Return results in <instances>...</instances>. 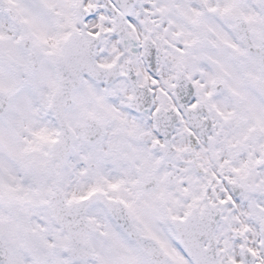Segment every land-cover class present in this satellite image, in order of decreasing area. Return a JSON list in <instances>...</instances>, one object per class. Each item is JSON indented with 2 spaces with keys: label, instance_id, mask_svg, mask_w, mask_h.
I'll list each match as a JSON object with an SVG mask.
<instances>
[{
  "label": "snow or ice",
  "instance_id": "6c2138e0",
  "mask_svg": "<svg viewBox=\"0 0 264 264\" xmlns=\"http://www.w3.org/2000/svg\"><path fill=\"white\" fill-rule=\"evenodd\" d=\"M0 264H264V0H0Z\"/></svg>",
  "mask_w": 264,
  "mask_h": 264
}]
</instances>
